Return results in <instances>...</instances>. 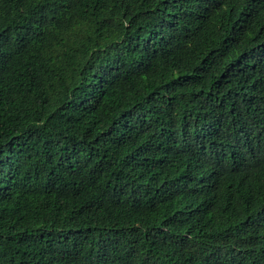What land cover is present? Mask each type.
I'll return each instance as SVG.
<instances>
[{
	"label": "trees",
	"instance_id": "1",
	"mask_svg": "<svg viewBox=\"0 0 264 264\" xmlns=\"http://www.w3.org/2000/svg\"><path fill=\"white\" fill-rule=\"evenodd\" d=\"M0 264H264V0H0Z\"/></svg>",
	"mask_w": 264,
	"mask_h": 264
}]
</instances>
